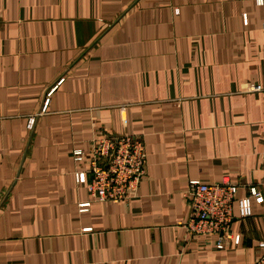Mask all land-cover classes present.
Returning a JSON list of instances; mask_svg holds the SVG:
<instances>
[{
  "label": "crops",
  "instance_id": "0c3cea01",
  "mask_svg": "<svg viewBox=\"0 0 264 264\" xmlns=\"http://www.w3.org/2000/svg\"><path fill=\"white\" fill-rule=\"evenodd\" d=\"M100 132L142 138L146 173L134 199L82 207ZM263 154L264 4L0 0V264H253L264 202L242 217L238 199L264 191ZM225 179L216 250L188 237L186 190Z\"/></svg>",
  "mask_w": 264,
  "mask_h": 264
},
{
  "label": "built area",
  "instance_id": "2783aa9c",
  "mask_svg": "<svg viewBox=\"0 0 264 264\" xmlns=\"http://www.w3.org/2000/svg\"><path fill=\"white\" fill-rule=\"evenodd\" d=\"M257 2L264 4V0ZM244 19L247 20V16L244 15ZM250 89L258 91L261 86H252ZM53 90L54 88L47 94ZM87 157V169L76 173L77 182H86L90 195V200L82 203V207H87L94 201L121 203L137 197L147 167L142 138L100 132L93 139V148ZM84 158L80 150L74 152L76 161H84ZM86 172L91 174L89 181L86 179ZM238 190V184L226 179L218 183L190 180L186 190L188 214L182 223L188 237L207 242L216 250H225L232 233L234 203ZM249 194L238 199L242 217L252 215L251 196H260L264 202L263 188L251 186ZM234 241L238 244L240 236L236 235ZM257 249L260 253L253 264H264V240L258 243Z\"/></svg>",
  "mask_w": 264,
  "mask_h": 264
}]
</instances>
